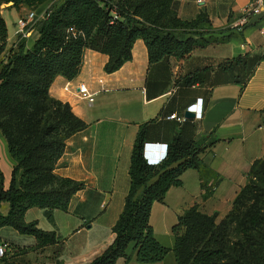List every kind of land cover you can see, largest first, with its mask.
I'll return each instance as SVG.
<instances>
[{
  "label": "trees",
  "instance_id": "16d2710c",
  "mask_svg": "<svg viewBox=\"0 0 264 264\" xmlns=\"http://www.w3.org/2000/svg\"><path fill=\"white\" fill-rule=\"evenodd\" d=\"M10 3L37 10L49 6L32 29L38 38L30 49L28 38L21 35L8 49V29L1 11ZM226 34L228 31L221 33L213 27L207 13L192 21L180 19L172 0H0V132L16 163L8 189L0 168V208L3 203L10 205L7 215L0 214V231L10 227L34 237L36 245L30 251L58 243L55 232L42 230L38 222H27L25 216L32 208L46 210L49 218L55 210L67 211L84 188L83 183L58 177L55 169L68 140L87 124L69 104L53 99L50 88L58 76L68 80L78 76L87 49L107 55L105 72L113 74L132 60L137 40L144 41L154 64L169 57H188L236 36ZM262 61L264 54H247L224 61L220 69L235 74L234 83L245 88ZM217 142L213 135L197 142L178 138L162 163L149 165L144 157L146 125L142 126L131 155L130 189L113 228L116 238L90 264L130 260L127 251L132 244L139 263L162 262L170 249L154 235L152 207L163 203L171 188L182 186L181 177L188 170L199 172L204 199L211 197L221 178L201 155ZM172 233L178 264H264V160L254 163L247 185L219 224L216 216L195 206L179 217ZM0 264L23 263L6 254L0 257Z\"/></svg>",
  "mask_w": 264,
  "mask_h": 264
},
{
  "label": "crops",
  "instance_id": "0c3cea01",
  "mask_svg": "<svg viewBox=\"0 0 264 264\" xmlns=\"http://www.w3.org/2000/svg\"><path fill=\"white\" fill-rule=\"evenodd\" d=\"M255 0H172L178 17L192 21L207 13L216 30L231 28L243 17ZM48 5L38 8L45 12ZM29 8L5 6L1 14L8 29V49L17 44L19 27L12 35L8 17L15 24ZM229 42L198 49L185 58L169 57L151 64L146 44L137 40L132 60L113 74L105 72L109 57L87 49L80 73L73 80L58 76L50 88V96L69 104L87 128L71 137L58 162V177L83 183L84 188L72 199L67 211L55 210L49 218L46 210L30 209L27 222L55 232L58 243L40 251L32 236L23 238L5 227L0 231L1 244L7 258L23 264H90L101 256L116 238L113 228L122 214L130 189L129 169L137 135L146 125L147 144L170 146L176 139L200 141L211 135L217 144L201 155V159L218 175L220 182L214 193L204 199L200 174L188 170L181 177L182 186L171 188L163 203L152 207L150 224L158 242L169 248L168 256L156 264H178L173 227L179 217L192 207L221 222L233 209L234 201L248 183L254 163L264 160V61L255 69L245 88L234 83L235 74L220 69L233 58L264 54V4L262 13L234 31ZM228 35V34H226ZM238 35V36H237ZM38 38L32 32L27 40L30 49ZM84 83L97 96L94 103L67 92ZM199 100L202 119L196 113L186 123L170 119L185 116ZM146 144V145H147ZM161 151L154 153L159 157ZM16 163L6 139L0 132V168L8 189ZM10 205L3 203L0 213L7 215ZM18 233V232H17ZM17 242V243H13ZM130 260L116 264H142L136 259L134 245L127 251Z\"/></svg>",
  "mask_w": 264,
  "mask_h": 264
},
{
  "label": "built area",
  "instance_id": "2783aa9c",
  "mask_svg": "<svg viewBox=\"0 0 264 264\" xmlns=\"http://www.w3.org/2000/svg\"><path fill=\"white\" fill-rule=\"evenodd\" d=\"M100 2L101 0H96ZM264 4V0H255L250 6H248L245 11L243 17L237 22L235 25L236 28L241 30L244 26H246L249 23V20L251 17L260 15L262 13V7ZM47 10L43 12L42 14H38L36 12L30 11L27 15L24 17H21L17 25L19 27V35H21L22 38H28L31 33L32 29L35 26V24L43 19L46 16ZM65 90L67 92L74 93L79 99L83 101H87L88 103H94L95 98L97 96L96 92H92L88 86L84 83H79L76 85L75 88H72L70 84H68L65 87ZM202 103L203 100H199L195 105L191 106L189 108L190 112L196 113L197 119H202L203 111H202ZM170 119L176 120L180 124H184L187 122V118L185 116H178V115H172ZM161 151V155L159 157H155L154 153L157 151ZM168 145H157V144H147L146 148L144 150V157L147 160L149 165H159L162 163L168 156ZM7 248L2 246L0 247V257H3L6 253Z\"/></svg>",
  "mask_w": 264,
  "mask_h": 264
},
{
  "label": "rangeland",
  "instance_id": "374dc122",
  "mask_svg": "<svg viewBox=\"0 0 264 264\" xmlns=\"http://www.w3.org/2000/svg\"><path fill=\"white\" fill-rule=\"evenodd\" d=\"M3 7H5V4L2 6V8ZM30 11H33V12H36V13H38L37 12V9L36 8H30L29 10H28V13L30 12ZM25 16V15H24ZM23 16V17H24ZM8 21H9V29H10V32H11V34L13 35L14 34V31H16L17 30V24H15V19L13 20L11 17H8ZM228 31V35H230V34H233L234 35V31H236V33L237 34H240V32H241V30H239L238 28H235V30L234 29H231V28H226V29H223V30H220V32L221 33H223V32H227ZM1 214V213H0ZM3 215V214H2ZM217 222V221H216ZM218 224L220 223V222H217ZM16 234L19 236V233H17L16 232ZM20 236H25V235H20ZM30 237V236H29ZM23 238H28V236H25V237H23ZM13 243H17V242H13ZM7 252V251H6ZM7 253H5V255H6Z\"/></svg>",
  "mask_w": 264,
  "mask_h": 264
},
{
  "label": "water",
  "instance_id": "95a60500",
  "mask_svg": "<svg viewBox=\"0 0 264 264\" xmlns=\"http://www.w3.org/2000/svg\"><path fill=\"white\" fill-rule=\"evenodd\" d=\"M11 5H13V3L6 4L5 6H11ZM192 115H193V114H191V112H187V113L185 114V117H186L187 119H190V118L192 117ZM145 148H146V146H145Z\"/></svg>",
  "mask_w": 264,
  "mask_h": 264
}]
</instances>
